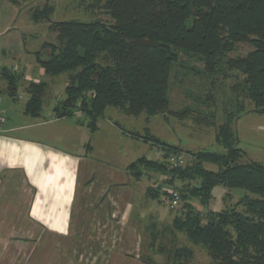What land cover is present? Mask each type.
<instances>
[{
	"label": "trees",
	"instance_id": "trees-1",
	"mask_svg": "<svg viewBox=\"0 0 264 264\" xmlns=\"http://www.w3.org/2000/svg\"><path fill=\"white\" fill-rule=\"evenodd\" d=\"M5 1L19 8L28 0ZM74 3L92 18L52 21L55 8L48 3L35 6L29 17L35 24L48 23L49 32L55 34L53 42L43 41L32 52L45 78L67 76L64 97L53 106L55 118H76L79 111L90 131L107 108L133 117L145 114L147 119L159 115L165 122L182 120L192 107L169 108L174 72L200 76L206 85L201 103L209 107L219 101L218 77L236 76L228 88L229 102L223 106L225 120L215 129L221 151H183L149 132L128 133L158 148L162 155L161 159L138 158L126 168L129 176L135 181L160 176V183L154 181L146 188L145 197L160 204L164 199L171 206L180 204L169 225L157 228L151 222L145 226L143 261L157 264L152 257L163 256L158 264H193V248H199L209 264H264V165L243 161L246 155L237 147L232 128L242 114L264 115V0ZM239 45L251 50L237 54ZM193 63H199L201 70ZM23 79V73L0 66L1 109L3 97L13 103L23 100L24 114L38 117L49 84L43 80L24 83ZM20 94L24 96L19 99ZM213 117L198 111L193 120L210 126ZM182 155L189 159L183 162ZM217 188L244 193L234 206L213 211L209 205ZM180 238L186 244H180Z\"/></svg>",
	"mask_w": 264,
	"mask_h": 264
},
{
	"label": "crops",
	"instance_id": "crops-1",
	"mask_svg": "<svg viewBox=\"0 0 264 264\" xmlns=\"http://www.w3.org/2000/svg\"><path fill=\"white\" fill-rule=\"evenodd\" d=\"M17 17L16 7L0 0V66L42 81L43 69L23 46L24 33L12 27ZM51 115L30 117L22 109L15 120L21 125L7 119V132L0 135V264H146L144 215L135 208L126 170L145 156L118 163L95 158L87 130L94 133L97 122L90 131L84 120ZM56 124L81 128L76 154L41 141L43 128ZM152 258L157 264L164 259Z\"/></svg>",
	"mask_w": 264,
	"mask_h": 264
},
{
	"label": "rangeland",
	"instance_id": "rangeland-1",
	"mask_svg": "<svg viewBox=\"0 0 264 264\" xmlns=\"http://www.w3.org/2000/svg\"><path fill=\"white\" fill-rule=\"evenodd\" d=\"M45 3L51 4L55 8L51 18L52 21L69 19L88 21L92 18L90 14L82 13L80 9L76 7L74 0H28L19 8L16 7L18 17L15 19L16 21L12 27H17L18 31L24 33L23 46L27 55H29V59L31 57L33 58L31 52L37 50L43 41L53 42L55 39V34L48 30V23L39 22L35 24L30 21L29 18L30 11L35 6H42ZM100 18L102 20L107 19L103 16H100ZM249 50H251L250 47L239 45L237 54L243 55ZM193 64L195 68L197 67V70H201V65L199 63ZM34 68L40 71L38 66H34ZM233 79L221 76L218 77L217 86L221 89L218 93L219 101H217L215 106L209 107V105L205 106L201 103L204 100L206 89L205 82L201 80V77L193 75L187 77L176 71L172 74L171 78L172 86L169 93V108L171 110H181L184 107L191 106L192 113L188 118L186 117L182 120L169 118L166 120L167 122H165L163 120L164 118L159 115L147 119L145 114L133 117L114 108H107L104 115L97 119L98 129L94 133H89L85 126L84 129L87 130L89 137L90 150L86 145L84 149L89 150L90 155L95 158L115 160L116 163L123 161L132 162L140 156H145L150 159H161L162 155L160 151H156L158 148L152 146L155 150H150L149 143L143 141V143H136L135 141L137 139L130 138L128 134L131 132L133 134L144 135L145 132H149L151 135L164 142L178 145L183 151L190 150L196 152L199 150H210L219 152L222 148L215 142V129L225 120L223 106L225 103L229 102L228 98L230 92L228 88L235 83L236 76H234ZM43 81L49 84V89L44 95V103L41 112L42 114H45V112L49 113V115L52 113L51 116L54 117L53 106H55L57 102H61L64 97L67 76L61 75L58 78L51 79L46 76ZM22 82L26 83L27 80L23 79ZM20 96L22 97L24 95L20 94ZM23 103V100L18 101V103H11L8 98L3 97L2 108L8 120H17L22 110ZM216 106L218 107L216 108ZM251 108L252 105L249 104L248 109ZM198 111H201L202 114L205 115L212 113L214 115L212 118L214 125L209 126L194 121L193 117L198 116ZM74 116L76 117L75 119L84 120V115L79 111H76ZM202 116L203 115H201V117ZM84 121L86 122V119ZM17 124L21 125V123ZM232 128L237 138V147L246 155L243 161H255L264 165V115H257L250 112L242 114L236 123L232 125ZM41 132L45 134V137L41 139L42 142L52 143L57 148H60L59 150L71 154L77 153L79 143L83 140L81 128L65 127V129H63L59 124H56L53 126L49 125V127L45 126ZM53 133L55 137L51 139V134ZM131 140L133 142H129ZM129 143H131V147H129ZM144 143L149 145L145 150H143V146H146ZM180 157H182L183 162L189 159L186 155ZM207 167L213 168L211 165H207ZM162 179L163 178L160 176H153L152 179L145 176L144 179H140L138 183L132 179L134 190L133 203L135 204V208L144 215L142 216V219H144V222H142L143 230L145 226L151 222H155L157 228L169 225L173 218L174 210L180 207L179 203H172L173 207L168 205L167 199H164L163 204H160L145 197V193H143L144 190L154 185V181H157L158 184ZM176 184L179 185L180 183L176 182ZM165 189H167V191L172 190L170 187H164V190ZM243 193V191H227L217 188L214 193V200L210 202L209 209L216 211L225 206H234ZM225 196L226 198L224 199ZM197 209L200 210L201 208L197 205ZM148 241L149 239L146 236L144 238L145 244H147ZM179 243L186 244V241L180 238ZM193 249V264H209L210 260L202 249Z\"/></svg>",
	"mask_w": 264,
	"mask_h": 264
},
{
	"label": "built area",
	"instance_id": "built-area-1",
	"mask_svg": "<svg viewBox=\"0 0 264 264\" xmlns=\"http://www.w3.org/2000/svg\"><path fill=\"white\" fill-rule=\"evenodd\" d=\"M20 98H22V97L19 96V99ZM6 122H7V118H6L4 110L1 109V98H0V135L6 134V132H7V130L5 129ZM171 161L174 162L176 160L171 158ZM179 163H181V160H179ZM173 203L175 204V202H173Z\"/></svg>",
	"mask_w": 264,
	"mask_h": 264
}]
</instances>
